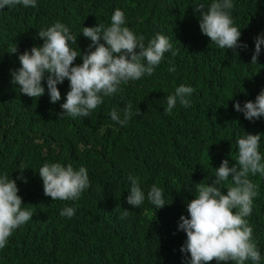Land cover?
<instances>
[{
	"label": "trees",
	"instance_id": "16d2710c",
	"mask_svg": "<svg viewBox=\"0 0 264 264\" xmlns=\"http://www.w3.org/2000/svg\"><path fill=\"white\" fill-rule=\"evenodd\" d=\"M213 2L36 0L35 7L21 4L0 10V171L17 178L34 209L32 218L0 249V264H189L190 253L177 245L187 239L179 223L195 199L191 197L195 185L211 184L223 160L228 159L230 167L237 163L238 137L260 134L259 151L264 157V116L250 121L235 109L237 101L243 107L264 90V54L251 64L252 47L219 49L197 33L200 17L195 21V7ZM232 3L243 39L250 41L264 28V0ZM80 6L109 9L102 22L120 7L125 26L143 36L144 43L159 33L168 35L172 49L152 75L103 97L91 116L71 118L59 114L46 94L35 100L24 97L13 83L12 72L21 67L20 54L42 46L40 29L59 21L81 37L85 21ZM167 6L171 17L164 21L157 13ZM82 45L77 44L79 49ZM47 75L42 81L45 92ZM181 84L194 88L188 97L190 106L178 102L168 114L167 97ZM58 88L66 101L68 80ZM129 103L133 116L122 126L109 113L117 109L123 118L122 110ZM155 147L149 159L137 161ZM45 163L87 168L89 187L75 201L45 199L36 176ZM21 167L26 183L18 179ZM130 176L139 177L143 186L145 200L139 207L127 203ZM249 178L258 195L245 219L261 254L259 264H264V175ZM229 182L224 183L225 193ZM153 185L163 189V208L157 209L147 199ZM60 204L63 209L74 207L75 214L61 216ZM125 209L129 215L121 219Z\"/></svg>",
	"mask_w": 264,
	"mask_h": 264
},
{
	"label": "clouds",
	"instance_id": "9594fccd",
	"mask_svg": "<svg viewBox=\"0 0 264 264\" xmlns=\"http://www.w3.org/2000/svg\"><path fill=\"white\" fill-rule=\"evenodd\" d=\"M21 4L35 7L36 0H0V10ZM232 8V0H214L209 7L207 3L196 6L195 21L200 17L197 33L219 49L237 51L252 47L251 64H256L259 55L264 54V28L253 34L250 41H245ZM169 9V6L161 7L158 17L167 21L171 17ZM108 10L80 6L79 12L85 21L81 37L59 21L38 31V36L43 39L42 46H33L20 54L21 67L12 72L13 83L19 86L24 97L35 100L46 94L56 104L59 114L86 118L103 103V97L114 96L131 82L154 73L165 53L172 49L168 35L158 33L144 43L143 36H137L125 26V14L120 7L113 8L107 20L102 22ZM80 42L83 43L81 49L77 46ZM16 52L17 48L12 53ZM172 55L175 56L176 51H172ZM169 71H175V68ZM46 73L48 92L42 84ZM65 79L70 86L66 101L58 88ZM193 92L191 86L181 84L176 87L175 93L167 97L166 113L171 114L178 102L189 107L188 97ZM235 109L243 112L250 121L264 116V90L254 102L247 101L243 107L237 101ZM109 114L125 126L133 116L131 103L122 110L123 118L117 109H112ZM260 140V134L238 137L235 143L238 144L237 163L230 167L229 160H223L216 168V178L211 184L202 181L195 185L196 191L191 196L195 199L188 203V215L181 216L179 223V229L186 233L187 239L184 245H177L185 254L190 253L189 264H210L213 260L218 264H245L249 260L259 264L261 261L260 251L252 239L253 229L245 219L252 212L253 198L258 195L250 174L264 175ZM155 150L156 147L144 153L137 161L149 159ZM24 170L21 167L18 179H24L26 183ZM36 176L41 195L50 201L78 200L89 187L88 170L83 166L76 170L72 164L65 167L61 163H45ZM129 180L131 188L127 203L139 207L145 200L143 186L137 176H130ZM225 182H229L226 193L223 190ZM147 199L157 209L165 206L163 189L156 185L147 193ZM60 205L61 216L71 218L75 214L74 207L63 209ZM33 212L31 201L24 196L17 178L0 171V249L8 244L19 226L32 218ZM128 215L129 210L125 209L121 219Z\"/></svg>",
	"mask_w": 264,
	"mask_h": 264
}]
</instances>
